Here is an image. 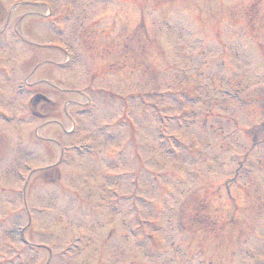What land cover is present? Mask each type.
<instances>
[{
  "label": "rangeland",
  "instance_id": "374dc122",
  "mask_svg": "<svg viewBox=\"0 0 264 264\" xmlns=\"http://www.w3.org/2000/svg\"><path fill=\"white\" fill-rule=\"evenodd\" d=\"M260 159L264 0H0V264H264Z\"/></svg>",
  "mask_w": 264,
  "mask_h": 264
}]
</instances>
